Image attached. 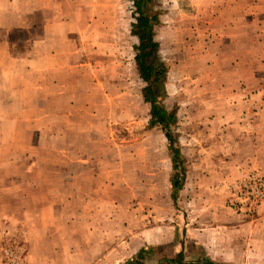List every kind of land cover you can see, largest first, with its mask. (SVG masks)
<instances>
[{"label":"rangeland","instance_id":"1","mask_svg":"<svg viewBox=\"0 0 264 264\" xmlns=\"http://www.w3.org/2000/svg\"><path fill=\"white\" fill-rule=\"evenodd\" d=\"M8 1L0 0V162L20 167L30 200L8 198L6 206L36 210L39 202L28 187L33 158L35 173L61 184H52L56 215L50 226L57 232L47 234V244L37 242V260L28 261L22 239L8 235L0 240V263L130 264L122 254L115 258L125 242L144 230L188 223L199 191L217 187L204 179L207 171L225 157L235 163L250 144L264 140V0L147 1L157 61L166 72L159 103L176 112L171 130L186 170L175 203L170 180L181 172L172 169L160 127L149 125L135 62V0H15L14 9ZM43 41L53 52L50 72L19 69L30 61V46ZM39 84L40 95H34L30 89ZM43 113L53 116L54 130L35 144L39 153L27 154L22 149L39 124L33 119ZM251 174L263 175L244 173L227 187L225 208L244 225H254L264 205L251 212L237 206L239 184ZM232 246L236 261L245 258L239 264H264V240L243 236ZM175 251L168 249V264L178 257L182 264L208 261L186 260Z\"/></svg>","mask_w":264,"mask_h":264},{"label":"crops","instance_id":"2","mask_svg":"<svg viewBox=\"0 0 264 264\" xmlns=\"http://www.w3.org/2000/svg\"><path fill=\"white\" fill-rule=\"evenodd\" d=\"M7 3L8 8H15V0H10ZM48 43L50 41L47 43L43 41L30 46L29 51L26 52L30 61H23L26 66L23 67V63H19L17 67L19 69L22 68L28 74L50 72L54 66L52 63L53 52L49 49ZM40 53H43V55H40ZM40 88L41 84L36 85L30 91L34 95H40ZM25 89L23 87H17L18 92L24 91ZM10 102L12 103L13 101ZM43 115L42 117H35L33 119L34 123L39 124L30 129L31 133L28 136H30L31 145L33 144V146L30 145L28 148L22 149H26L27 154H31L32 151L33 153L36 151L39 153L35 144L46 137L48 138L54 130V125H52L53 116L44 113ZM2 120L4 119L1 118L0 121L2 122ZM30 157L32 159V156ZM36 163L38 161L33 158V162L27 166L33 173L32 182L28 187L30 186L32 189L33 200L39 202V204L36 205L34 212H29L23 210V207L21 209L17 207L15 210L9 207L7 208L6 203H8V198L11 201L21 204L22 202L30 200V198L25 195L26 182L22 173L19 172L20 167L12 162H0V240L8 235L21 238L24 248L27 250L26 258L32 262L38 258L36 250L37 242H45L47 244V234L57 232L56 227H54V231V228L50 226L55 222L53 220L54 215L52 214H55V210L53 211V209H55L54 204H56L54 202L56 195L52 193L54 191L52 184L54 183L53 181L47 182L42 179V173L40 171L35 173L38 167ZM219 163L221 164L217 165L215 170L210 168L207 171L209 172V175H206L208 178L204 175V179L209 183L214 182L213 185L217 187L211 190L209 189L208 192L204 189L199 191L196 195L198 207L195 208L193 215L190 214L188 223L183 222L182 225L178 223L177 226H172L168 230H164L161 227L153 231L149 229L144 230L125 242L120 247L121 253L116 252L117 257L114 255L115 258H121L122 254V260L126 261L129 259L130 262H134L138 260L140 250H144L145 253H143L142 259L140 260L143 264H168L170 257L167 251L168 249L175 248V253L179 254L182 252L186 260H198L205 257L208 261L218 264L242 263V259L245 258L241 257V261H236L238 258L233 256L234 248L233 246L230 247V245L236 244L243 236L245 239L248 237L249 242L251 241L253 243H256L257 240H264V205L260 208L259 214L261 216L257 222L254 225H244L234 215V211L225 208L229 192L227 187L244 173L256 171L264 175V140L261 139L260 144H250L247 148L246 156L244 158L240 156L235 163L231 156L220 159ZM7 168H12L16 171L12 174L3 172ZM28 168H25V170ZM201 169L202 165H200ZM212 171L215 175H212ZM200 176H203V174L200 173ZM204 179L199 180V186ZM56 184L58 186L61 183L56 180L54 185ZM187 187L188 185L186 184L184 188L187 189ZM50 192L54 197H50ZM182 192L183 190L181 194ZM206 195H209L208 199L210 201L205 200ZM99 214L97 212V215ZM88 215V212L81 213L82 217L85 216L88 218ZM82 225L85 226V222ZM85 227L86 233L88 227L87 225ZM69 228L70 226L64 230L71 234L72 229L68 231ZM220 243L222 244L221 248L223 247V251L219 247ZM245 244L249 245L247 242ZM175 262L172 261V264H176Z\"/></svg>","mask_w":264,"mask_h":264},{"label":"trees","instance_id":"3","mask_svg":"<svg viewBox=\"0 0 264 264\" xmlns=\"http://www.w3.org/2000/svg\"><path fill=\"white\" fill-rule=\"evenodd\" d=\"M148 0H135V8L137 12L136 24L133 25L132 32L138 40L136 46L135 62L141 80L145 87L142 91V97L145 103L149 105L151 127H160L165 139L168 142V151L171 156L172 169L181 174H175L170 180L171 183V199L175 203L178 197V192L182 189L185 181V166L179 147L176 145V140L173 137L171 127L176 124V112L172 110L168 112L159 103V100L165 96V69L157 61V45L153 39V23L152 18L148 15L146 4ZM179 177L181 179H179ZM144 250L138 253V260L130 262V264H143L140 260ZM172 263V262H170ZM176 264H182L178 257ZM206 264H214L207 261Z\"/></svg>","mask_w":264,"mask_h":264},{"label":"built area","instance_id":"4","mask_svg":"<svg viewBox=\"0 0 264 264\" xmlns=\"http://www.w3.org/2000/svg\"><path fill=\"white\" fill-rule=\"evenodd\" d=\"M235 200L239 209H246L249 212L261 205L264 202V176L251 174L244 178L239 184ZM9 255L13 257L11 249L6 250L8 260L11 259Z\"/></svg>","mask_w":264,"mask_h":264}]
</instances>
